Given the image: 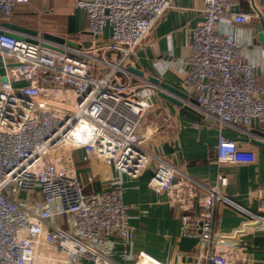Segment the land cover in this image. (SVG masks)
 <instances>
[{"label": "built area", "instance_id": "1", "mask_svg": "<svg viewBox=\"0 0 264 264\" xmlns=\"http://www.w3.org/2000/svg\"><path fill=\"white\" fill-rule=\"evenodd\" d=\"M176 1L78 0L94 38L110 29L109 40L91 48L41 37L38 43L17 41L0 23V79L7 78L0 80V264H234L217 232L219 207L230 204L222 167L252 165L256 153L220 135L218 184L193 180L166 158L162 142L151 139L159 129L150 139L142 131L159 87L128 69ZM27 2L0 0V21ZM201 2L202 21L189 36V68L183 71L196 110L242 132L263 125L264 90L257 76L264 66L243 52L249 39L239 43L225 27L251 16L232 14L229 0ZM168 139L175 142V135ZM80 150L87 161L131 179L154 163L148 184L153 192L172 193L176 184L187 189L198 209L180 217L181 238L194 241L190 257L163 263L143 252L134 256L136 232L123 190L84 193L94 176L85 181L79 174L74 155ZM258 211L248 214L236 236H264L262 197Z\"/></svg>", "mask_w": 264, "mask_h": 264}, {"label": "crops", "instance_id": "2", "mask_svg": "<svg viewBox=\"0 0 264 264\" xmlns=\"http://www.w3.org/2000/svg\"><path fill=\"white\" fill-rule=\"evenodd\" d=\"M77 1L28 0L25 4L15 5L13 15L0 23L37 31L39 36L51 34L83 48L107 42L110 29L107 28L99 38H94L89 32L86 13L76 7ZM229 2L232 14L250 15L251 19L250 22H232L231 26L225 24V27L232 30L239 43L248 38V47L243 52L264 66V50L254 42L255 24L259 21L254 5L264 18V0ZM201 8V0H177L175 8L162 18L145 45L130 59L129 67L143 72V77L138 75L143 79L150 76L159 78L195 99L184 84L183 71L189 68V36L202 21ZM257 84L264 90V72L257 76ZM153 103L155 108L147 115L142 131L145 130L149 137L154 129H159L161 134L149 139L162 142L166 158L183 167L188 176L207 187L218 184L220 167L216 148L220 135L256 153L257 159L252 165L222 167L227 178L223 194L230 204H221L219 207L217 232L223 246L233 257L234 264H264V236L255 239L236 236L249 218V213L259 214V198H264V148L252 143L253 138L261 140L254 132H264V124L254 123L251 127L243 128L242 132L198 117L158 95ZM167 113L171 114L169 119L165 116ZM172 134L175 135V142L168 139ZM74 157L76 168L85 181L91 175L94 176L92 184L86 182V194L110 191L116 186L123 190L124 202L130 206V225L136 232L132 244L134 256L143 252L163 263H174L178 257L182 260L190 257L194 241L181 238L180 217L185 211L195 216L198 209L197 200L190 198L187 189L182 192L180 185L176 184L172 193L153 192L148 184L155 168L154 163L139 178L131 179L95 159L87 161L83 150L75 152ZM194 227L193 221L191 228Z\"/></svg>", "mask_w": 264, "mask_h": 264}, {"label": "water", "instance_id": "3", "mask_svg": "<svg viewBox=\"0 0 264 264\" xmlns=\"http://www.w3.org/2000/svg\"><path fill=\"white\" fill-rule=\"evenodd\" d=\"M255 12L258 15L259 21L255 24L256 27V38L254 40L255 44L263 48L264 50V18L261 14V12L255 7ZM2 26L6 29H9L10 32H6L11 37H14L17 41L21 42H30V43H38L36 38H43L46 41H53L57 43H64L65 40L63 38H59L56 36H53L51 34H41L42 36H39V32L24 28L21 26L4 23ZM1 33H4L1 31ZM71 44V43H70ZM47 45V44H44ZM73 45V44H71ZM129 70L141 77L144 76L143 72L133 68L129 67ZM2 82H7V78L3 77L0 79ZM148 80L153 83L154 85L159 87L158 96L162 98L163 100L176 105L180 108H184L185 110L193 113L194 115H197L198 117L203 118L204 116L201 115L197 110H195V106L197 105V102L195 99L191 98L190 95L186 94L182 90L160 80L159 78L150 76ZM257 137L261 138L255 139L253 138L252 143L253 145L264 148V132L255 131L254 132ZM263 140V141H262Z\"/></svg>", "mask_w": 264, "mask_h": 264}, {"label": "rangeland", "instance_id": "4", "mask_svg": "<svg viewBox=\"0 0 264 264\" xmlns=\"http://www.w3.org/2000/svg\"><path fill=\"white\" fill-rule=\"evenodd\" d=\"M146 120H147V117L144 119V122H143L144 124H145V121H146ZM84 189H85V188H84ZM84 193H85V191H84ZM126 264H127V263H126Z\"/></svg>", "mask_w": 264, "mask_h": 264}]
</instances>
